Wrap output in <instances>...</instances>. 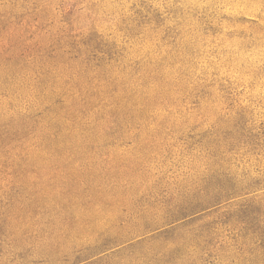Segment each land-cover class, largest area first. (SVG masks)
<instances>
[{"label":"rangeland","instance_id":"374dc122","mask_svg":"<svg viewBox=\"0 0 264 264\" xmlns=\"http://www.w3.org/2000/svg\"><path fill=\"white\" fill-rule=\"evenodd\" d=\"M0 264H264V0H0Z\"/></svg>","mask_w":264,"mask_h":264}]
</instances>
